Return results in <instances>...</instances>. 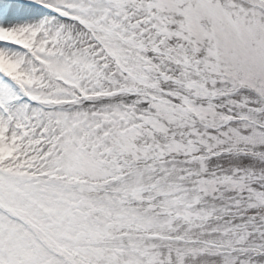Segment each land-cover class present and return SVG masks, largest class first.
<instances>
[{
    "label": "snow or ice",
    "instance_id": "6c2138e0",
    "mask_svg": "<svg viewBox=\"0 0 264 264\" xmlns=\"http://www.w3.org/2000/svg\"><path fill=\"white\" fill-rule=\"evenodd\" d=\"M0 264H264V0H0Z\"/></svg>",
    "mask_w": 264,
    "mask_h": 264
}]
</instances>
